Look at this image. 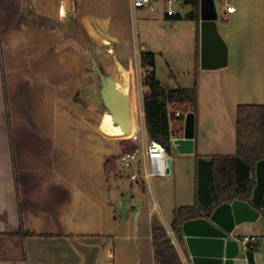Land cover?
Here are the masks:
<instances>
[{
  "label": "crops",
  "instance_id": "obj_1",
  "mask_svg": "<svg viewBox=\"0 0 264 264\" xmlns=\"http://www.w3.org/2000/svg\"><path fill=\"white\" fill-rule=\"evenodd\" d=\"M215 2L229 60L207 70L196 67L192 6L170 16L156 1L165 29L179 14L192 23L170 75L155 69L166 89L197 79L194 152L168 148L171 173L147 178L143 158L132 180L119 155L142 153L151 138L148 89L135 101L141 54L153 51L134 39L132 20L145 9L133 0H0V264H155L154 220L172 236L174 211L196 202L197 160L235 154L238 106L264 104V0ZM112 157L117 171L108 175ZM246 202L233 236L258 235L256 264H264V216ZM174 235L183 263L193 264L185 236Z\"/></svg>",
  "mask_w": 264,
  "mask_h": 264
},
{
  "label": "trees",
  "instance_id": "obj_2",
  "mask_svg": "<svg viewBox=\"0 0 264 264\" xmlns=\"http://www.w3.org/2000/svg\"><path fill=\"white\" fill-rule=\"evenodd\" d=\"M182 2L192 6L185 17L197 21L199 27L200 0ZM182 17L180 14L177 16L179 19ZM199 40L198 28V52ZM141 66L144 69L143 84L148 88L143 97L148 132L151 138L168 149L172 137L184 135L186 114L194 112L196 115L198 112L197 79L192 87L166 89L157 76L153 51L142 52ZM196 67H200L199 55ZM261 159H264V104H241L237 108V152L215 155L208 161L197 160L196 202L174 211L171 227L177 238L183 241L184 221L208 217L225 202L236 199L250 201L256 185V164ZM105 166L108 175L114 173L117 171V159L110 158ZM260 211L264 216V205ZM152 234L155 264H184L170 233L160 221L154 220ZM249 248L255 250L257 246L253 244Z\"/></svg>",
  "mask_w": 264,
  "mask_h": 264
},
{
  "label": "water",
  "instance_id": "obj_3",
  "mask_svg": "<svg viewBox=\"0 0 264 264\" xmlns=\"http://www.w3.org/2000/svg\"><path fill=\"white\" fill-rule=\"evenodd\" d=\"M215 0H200V68L219 69L228 64L229 47L218 26ZM196 115L185 117L184 135L173 141L181 154L194 152ZM167 174L171 173V157L166 158ZM256 185L251 202L264 205V159L256 164ZM249 202L236 199L217 206L208 217L186 220L182 223L193 264H256L255 251L234 238L233 230L246 216ZM256 215L258 211H254Z\"/></svg>",
  "mask_w": 264,
  "mask_h": 264
},
{
  "label": "rangeland",
  "instance_id": "obj_4",
  "mask_svg": "<svg viewBox=\"0 0 264 264\" xmlns=\"http://www.w3.org/2000/svg\"><path fill=\"white\" fill-rule=\"evenodd\" d=\"M163 4L164 9L167 11L168 4L166 0H163ZM158 6L159 5L157 4L155 10L158 9ZM172 7L174 8V10L179 11L183 14L191 8L190 5H186L179 0H175L172 4ZM149 11V9L141 11V13L137 15V20H132L135 36L134 39L138 43L141 51H143L145 47L148 46L149 49L156 52L157 71L160 77L165 78L170 75L169 65L171 64V62L177 63L178 61H180L178 57L179 52L183 48L185 49L187 44L184 36L189 34V31L192 29V23L175 18V25H169V27L165 29L163 24L166 22V19L163 21H156V19L154 18L156 12L150 11L151 13H149ZM98 48L102 49L100 45ZM142 87L144 90L148 89L145 85H142L139 90L136 89L135 101L137 100L138 96H140L141 98ZM169 149L174 150L173 142L169 143ZM260 234L262 235V232H260ZM12 252L16 253V249L14 248ZM3 254L4 251L0 248V255Z\"/></svg>",
  "mask_w": 264,
  "mask_h": 264
},
{
  "label": "built area",
  "instance_id": "obj_5",
  "mask_svg": "<svg viewBox=\"0 0 264 264\" xmlns=\"http://www.w3.org/2000/svg\"><path fill=\"white\" fill-rule=\"evenodd\" d=\"M157 0H133V5L135 8H142V9H149L150 11H155L156 9V3ZM175 0H166L168 4L167 13L170 16H173L176 14V10L172 7V4ZM235 10L234 6H228L227 11L233 12ZM224 19L227 18V14H225ZM144 72V70H143ZM143 74V73H142ZM180 113L178 112L177 115ZM177 138V136H174L171 138V142L174 141V139ZM168 156V150L167 147L162 144L160 141L150 138L148 141V144L145 148V150L140 153L137 151H126L119 155V159L124 165V168L127 170H130V178L132 180H138L141 175V165H142V159L147 160L150 164V168H144V176L151 177V176H163L167 175V164H166V158ZM175 237L174 232H172V236ZM258 239V235L252 234V235H246L239 239L241 243L247 247L252 245L254 242H256Z\"/></svg>",
  "mask_w": 264,
  "mask_h": 264
},
{
  "label": "clouds",
  "instance_id": "obj_6",
  "mask_svg": "<svg viewBox=\"0 0 264 264\" xmlns=\"http://www.w3.org/2000/svg\"><path fill=\"white\" fill-rule=\"evenodd\" d=\"M176 15V14H175ZM168 150V149H167Z\"/></svg>",
  "mask_w": 264,
  "mask_h": 264
}]
</instances>
